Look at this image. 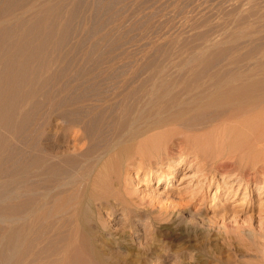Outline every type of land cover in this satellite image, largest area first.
Instances as JSON below:
<instances>
[{
    "label": "bare ground",
    "instance_id": "obj_1",
    "mask_svg": "<svg viewBox=\"0 0 264 264\" xmlns=\"http://www.w3.org/2000/svg\"><path fill=\"white\" fill-rule=\"evenodd\" d=\"M61 1L0 25V264L127 262L121 238L144 217L131 185L187 163L260 199L245 191V220L220 222L208 264H264V6L245 0L219 37L206 17L164 37L151 0ZM146 243L140 262L162 260Z\"/></svg>",
    "mask_w": 264,
    "mask_h": 264
},
{
    "label": "rangeland",
    "instance_id": "obj_2",
    "mask_svg": "<svg viewBox=\"0 0 264 264\" xmlns=\"http://www.w3.org/2000/svg\"><path fill=\"white\" fill-rule=\"evenodd\" d=\"M7 1L0 0V7H1L0 25L3 24L2 27L8 26V28L12 29L11 32H14V30L17 28V25H19L21 21L32 19L33 15L36 14L35 12L39 11L45 2L47 5L49 4L51 5L53 2L52 5H54L55 3H58L61 0L58 1L56 0L57 2L55 0H23L24 3H22V0H19V2H15L16 0H9V2ZM66 1L68 2L69 0H63L64 4ZM161 1L162 4L165 2V5L163 4L160 7V4L156 3L154 0H151V4H150L151 8L147 9V11H149V16H150L151 11L155 12L156 10L155 13H151L152 21L158 26L157 28L158 35L164 37L172 36V34L173 36L174 35L190 36L194 32V30H192V28L189 25L190 20L192 21L203 17H206L210 21L209 28H212V30L215 32L213 33V35L219 37L220 30H222L223 22L227 20L228 17L227 14L230 11H232V9L233 10L237 8L244 9L248 5L245 3V0H220V1L219 0H199V1L198 0H161ZM179 1L180 3H183L182 6L180 7H184L185 5L188 6V7H184L185 10L187 11L180 12L176 10L175 5L177 4V2L179 3ZM216 1L218 2V4ZM14 2L15 4H13ZM63 2L61 1V3ZM257 2L258 4L264 6V0H260V1L258 0ZM201 3L203 6L201 5ZM3 4L4 7L2 6ZM8 4L10 5V8L6 6ZM68 5L69 4H67L66 6ZM134 5H135L134 0L133 1L126 0L125 2H122L120 4V9L122 11H128L132 8H135L136 6ZM37 7L38 9H36ZM6 9L8 10V12L6 11ZM16 10L17 12H15ZM156 18L160 20H157ZM222 18H224V20ZM15 25L16 27L15 29H13V26ZM160 26L163 27L161 28ZM183 26L186 28H184ZM179 27L180 30L178 29ZM164 31H166L167 33ZM184 168H185L184 171L178 172L176 177L173 178L168 185L164 184L163 182H156L155 180H152V182L148 184L143 182V185L138 188L139 190L135 188L136 187L135 184H132L133 186L131 185L132 197L135 200H137L139 207L141 208V210H143L142 213L144 214V217L141 222L138 221L139 228L141 227L140 228L141 231H139V234L136 232V230H132L131 234L127 235L128 234L127 233L124 238H121L122 240H124V242L126 241L125 244L130 243V247L125 251H123L124 254L128 253L129 255L128 261L122 264H208L209 255L212 252V250H214L216 246L217 247L222 246L223 241H226L223 236V230L220 227L221 225H223V220L225 221L228 220V222L226 223H231L232 217L237 215L239 219L237 217L235 218H237L239 221L241 220L243 221L245 220L246 216L249 214V212L246 213V211L244 210L247 202L243 203V205L241 206L238 205L239 202L243 200L242 197L245 191L249 195L248 200L249 199L250 201L252 200V202H254L256 207L259 204L260 199L258 197V192L254 184L253 185L251 184L246 190L245 188L246 185L242 184L239 187L237 181L234 183L232 187L230 183L228 184L223 183L224 179L218 178L214 180L211 186L208 187V184L204 185L202 184V182H200L199 174L195 173L196 167L193 166L189 168L187 163L186 165H184ZM133 188L137 189L138 192L137 190L134 191ZM194 190H197V193L195 191V195L193 193ZM192 197L194 199H192ZM261 202L263 203V208H264V194L261 198ZM255 211L258 212V209L256 208ZM233 213L236 214L234 215ZM223 214L227 216L222 217ZM239 214L241 216H238ZM211 219L214 220L215 223L216 222L218 223V224L214 223L213 225L214 226L216 225L217 227L220 228H217L216 226L214 227L212 225V222L214 221H212ZM210 220L211 222L207 223V221ZM220 222L222 223L221 225ZM210 223L211 225H209ZM196 225H197V227H195L197 228L196 230L195 228L191 229V227H194ZM150 227L151 229H149ZM144 228H147L146 232L142 233L143 232L142 229ZM208 228L210 229V231ZM181 229L182 232H180ZM219 230L222 233H220ZM232 233L230 232V235ZM233 235H235V233H233ZM118 236L119 235H117V237ZM128 238L130 240H125ZM145 243L146 245H149L150 243V245L153 246V250L156 251L155 254H161L163 259L157 263H148L146 261L143 263L140 262L138 255H140L139 253L141 250L144 251L146 249L145 247L147 246H145ZM207 251H210V253ZM239 255L243 256L242 254Z\"/></svg>",
    "mask_w": 264,
    "mask_h": 264
}]
</instances>
